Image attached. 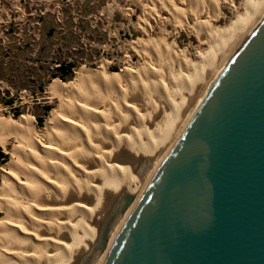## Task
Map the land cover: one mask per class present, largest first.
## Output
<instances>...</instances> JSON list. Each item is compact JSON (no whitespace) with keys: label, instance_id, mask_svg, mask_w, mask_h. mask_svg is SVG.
I'll use <instances>...</instances> for the list:
<instances>
[{"label":"bare ground","instance_id":"6f19581e","mask_svg":"<svg viewBox=\"0 0 264 264\" xmlns=\"http://www.w3.org/2000/svg\"><path fill=\"white\" fill-rule=\"evenodd\" d=\"M150 1L149 17L160 20L159 12L167 11L178 30L198 34L214 54L193 76L181 59L185 78L175 80L172 50L140 43V55L159 61L164 53V79L157 77L160 68L117 75L85 71L70 87L51 86L62 111L50 128L40 131L25 119L1 122V142L14 134L18 143L0 193V264H103L210 89L264 18V0H251L238 30L213 36L204 26L190 29L172 0ZM207 1L217 13L216 2ZM181 2L190 3L196 17L205 4Z\"/></svg>","mask_w":264,"mask_h":264},{"label":"water","instance_id":"95a60500","mask_svg":"<svg viewBox=\"0 0 264 264\" xmlns=\"http://www.w3.org/2000/svg\"><path fill=\"white\" fill-rule=\"evenodd\" d=\"M103 264H264V18L210 89Z\"/></svg>","mask_w":264,"mask_h":264},{"label":"rangeland","instance_id":"374dc122","mask_svg":"<svg viewBox=\"0 0 264 264\" xmlns=\"http://www.w3.org/2000/svg\"><path fill=\"white\" fill-rule=\"evenodd\" d=\"M172 2L186 15L190 29L204 26L213 36L221 37H228L247 21L246 11L252 4L251 0H214V13L205 0L196 17L190 3ZM151 8L154 5L150 0H0V123L25 119L33 121L40 131L50 128L52 118L62 111V100L51 95V86L60 83L70 87L85 71L107 69L117 75L127 70L139 74L160 68L157 77L164 79V53L159 61L155 55H140L136 48L140 43L145 48L164 45L172 50L175 80L185 78L181 59L191 68L189 76H193L196 68L214 54L213 48L198 34L178 30L179 23L167 11L159 12L160 20L149 17L145 12ZM93 43L99 47L90 51ZM70 59L80 63L70 73L71 80L53 78L61 75L57 71L59 63ZM120 86L125 88L126 83ZM71 104L66 102L68 107ZM22 127L30 134L25 125ZM17 143L14 134L7 136L5 143L0 139V147L8 155L0 167V193ZM0 214L5 215L3 211Z\"/></svg>","mask_w":264,"mask_h":264},{"label":"trees","instance_id":"16d2710c","mask_svg":"<svg viewBox=\"0 0 264 264\" xmlns=\"http://www.w3.org/2000/svg\"><path fill=\"white\" fill-rule=\"evenodd\" d=\"M58 72H60L61 75H53V78H60L61 80L63 81H70L71 80V68L70 67H65V66H62L60 68L57 69ZM43 86H41V91H43ZM48 111L50 110L49 108L47 109ZM19 115H17L18 117ZM40 122V121H39ZM8 159V155L5 154L2 150V148L0 147V167L4 164V162H6Z\"/></svg>","mask_w":264,"mask_h":264},{"label":"built area","instance_id":"2783aa9c","mask_svg":"<svg viewBox=\"0 0 264 264\" xmlns=\"http://www.w3.org/2000/svg\"><path fill=\"white\" fill-rule=\"evenodd\" d=\"M63 19V18H62ZM81 31V30H80ZM77 30L74 32L76 33ZM78 43H75V45H77ZM99 47L98 45H96V43H93V44H90V51L92 49H97V47ZM83 64V63H82ZM80 65V63H76V61H72L71 59L70 60H67L65 63H59L58 68L62 67V66H65V67H70L72 72L75 71L76 68H78V66ZM87 66V63L85 62L84 64V67Z\"/></svg>","mask_w":264,"mask_h":264}]
</instances>
